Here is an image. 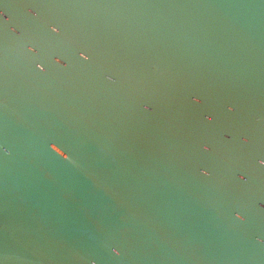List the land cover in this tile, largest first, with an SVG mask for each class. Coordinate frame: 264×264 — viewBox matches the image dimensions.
<instances>
[{
    "label": "water",
    "instance_id": "1",
    "mask_svg": "<svg viewBox=\"0 0 264 264\" xmlns=\"http://www.w3.org/2000/svg\"><path fill=\"white\" fill-rule=\"evenodd\" d=\"M261 162L264 0H0V264H264Z\"/></svg>",
    "mask_w": 264,
    "mask_h": 264
},
{
    "label": "clouds",
    "instance_id": "2",
    "mask_svg": "<svg viewBox=\"0 0 264 264\" xmlns=\"http://www.w3.org/2000/svg\"><path fill=\"white\" fill-rule=\"evenodd\" d=\"M57 63H59V61H56ZM195 103H198V101H194ZM149 109L145 108V111H148ZM229 111H231V109H229ZM246 142V141H245ZM205 151H207V149H204ZM5 155H8V153L6 152ZM261 166H264V162H261ZM201 175L207 176L208 174L206 172H201ZM240 179H243L242 177ZM237 220H241V217L236 216L235 217ZM258 243H261L260 241H257ZM115 251V250H113Z\"/></svg>",
    "mask_w": 264,
    "mask_h": 264
}]
</instances>
